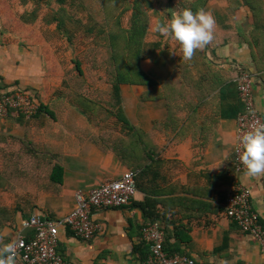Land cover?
<instances>
[{
  "label": "crops",
  "instance_id": "0c3cea01",
  "mask_svg": "<svg viewBox=\"0 0 264 264\" xmlns=\"http://www.w3.org/2000/svg\"><path fill=\"white\" fill-rule=\"evenodd\" d=\"M6 5L0 0V84L26 89L47 104L49 96L58 97L65 70L44 33L15 26ZM178 7L204 9L216 21L214 40L190 61L182 59L177 42L155 31ZM144 10L139 65L149 83L120 87L125 132L93 127L70 100L50 107L56 120L0 119V247L18 233L31 236L23 225L30 215L60 221L73 209L76 191L133 170L132 200L95 212L100 229L91 239L58 227L57 251L71 264H142L149 249L141 228L149 214L164 231L167 253L198 264H264V245L224 214L242 109L235 82L240 70L252 74L254 103L264 119V0H151ZM8 158L16 162L11 174ZM54 165L58 181L50 179ZM240 180L264 227V177L243 172Z\"/></svg>",
  "mask_w": 264,
  "mask_h": 264
},
{
  "label": "built area",
  "instance_id": "2783aa9c",
  "mask_svg": "<svg viewBox=\"0 0 264 264\" xmlns=\"http://www.w3.org/2000/svg\"><path fill=\"white\" fill-rule=\"evenodd\" d=\"M242 109L236 116V136L233 152V175L226 192L224 214L243 232L259 245H264V227L251 203V191L241 182L245 172L238 158L236 144L238 137L249 130L257 121L264 123L255 106L252 74L240 70L235 78ZM37 110V103L31 95L22 90L12 92L0 89V119L7 118L9 112L29 118ZM136 172L126 170L117 179H106L88 191L75 193L73 209L62 220L54 221L32 214L23 221L30 229L31 236L18 233L11 242L17 249L16 259L24 264H71L57 251L58 227L65 225L74 236L84 241L91 239L100 229L93 221L95 212L129 204L136 190ZM141 238L148 245L149 253L142 264H198L185 255H169L163 246L164 231L158 221L147 222L141 228Z\"/></svg>",
  "mask_w": 264,
  "mask_h": 264
},
{
  "label": "rangeland",
  "instance_id": "374dc122",
  "mask_svg": "<svg viewBox=\"0 0 264 264\" xmlns=\"http://www.w3.org/2000/svg\"><path fill=\"white\" fill-rule=\"evenodd\" d=\"M145 1L140 0L137 4L142 11L141 21L145 20L143 13L145 12ZM22 3L30 5L28 0H10L9 2V8H12L11 14L15 15V21L22 14L20 8H26ZM51 4L54 7L63 6L67 8L76 17L82 18L84 21H91L95 24V27L94 34L84 37L79 29H76L77 26L71 22L70 15L67 14L65 19L60 17L62 26V30L59 31L60 34L67 31L72 32L71 40L73 42L67 41L64 36L60 40L55 33L53 36L54 44L51 45L54 47L52 51L55 52L61 63H67L73 59L80 60L84 76L65 75L64 77L68 79L66 80V85L70 84V86H66V89H64L62 85L56 92L59 98L49 96L48 99L45 98V101L51 108L57 107L64 100H71L74 103L81 104L87 114V118H89V123L93 127L110 122L112 123L110 126H103L111 128L116 133L117 125L111 115L115 108L111 84L117 68L123 71L127 64L136 63L135 47L129 45L128 40V33L130 32L128 28L135 1L64 0L62 5L52 0ZM54 23L51 25L52 28L55 26ZM72 29L73 31H71ZM69 89H71L70 92ZM61 106L63 108V105ZM65 108L67 109L66 106ZM56 111L60 113L61 110L57 109Z\"/></svg>",
  "mask_w": 264,
  "mask_h": 264
},
{
  "label": "trees",
  "instance_id": "16d2710c",
  "mask_svg": "<svg viewBox=\"0 0 264 264\" xmlns=\"http://www.w3.org/2000/svg\"><path fill=\"white\" fill-rule=\"evenodd\" d=\"M5 1H7V5H6L5 10H6V14L8 15L9 20H11V22L15 26L16 25L18 26L20 23H22V24L24 23V24H27V25L32 26L34 28L35 27L38 28L47 37L48 44L52 49L54 48L51 45L54 44V41H53L54 37L53 36L55 35V33L57 34L58 39L62 40L63 38H61V37L64 36L67 38V41L73 42L71 40V33L72 32L67 31V32H64L61 34L59 32L62 30V26L60 23V17L65 19V17H67V14L70 15V18L72 19L71 22L74 23L75 26H77L76 29H79V31L83 34L84 37L85 36H91L92 34H94L95 24H93L91 21H84V20H82V18L76 17L73 12H70L67 8H64L63 6H58V7L52 6V4H51L52 0H34V2H32V0H28V3L30 5H28L27 3H22V5H24L26 7V10L24 12H22V14L19 17V21H17V22L14 20L15 15L11 14L12 8H9L10 0H5ZM24 1H26V0H24ZM54 1L57 3L59 2L63 5L64 0H54ZM133 1H135V5H134V8L132 9L130 26L128 28L130 31L128 33V40H129V45L135 47L134 54H135L136 63L135 64H127L125 66V68H123V71H121L120 68H117V71L113 77V82L111 84V92H112V96L114 98V105H115L114 111L111 112L112 119H113L114 123L117 125V130L119 128H121V129H123L124 132L129 127V122L127 120V117H126V115L123 111L122 105H121V88H120V86L123 84H148L149 83L148 79L145 78L144 73L140 70V65H139L141 53H142V49H143V37H144V33L146 31L145 23L147 20V16H146V12H143L144 16H145V20L141 21L142 11L137 6L138 1L140 2V0H133ZM145 3L147 5H150L151 0H146ZM197 10H198L197 7L192 8V11H197ZM61 14H63V15H61ZM16 20H17V18H16ZM53 23L55 24V27H54V29L51 30L50 25H52ZM4 30H5L4 24L2 23V21H0V36L3 34ZM71 31H73V29ZM53 53L55 54V52H53ZM55 56H56V54H55ZM61 65L63 66V69L65 70L66 76H68L70 74L71 75L74 74L73 76L76 75V77L77 76L78 77L84 76V71L82 68L81 61L78 59L69 60L67 63L62 62ZM66 80H68V79L66 77H64V79L62 80V83H61V87L63 85L64 89H66V86H70V84L66 85ZM151 83H153V82L151 81ZM6 86L7 85H5V84H0V89L3 91H7V92H12V91L19 89V88H15V90H12V89L8 90ZM19 90H21V88ZM22 91L29 93L31 95L32 99L37 103L36 112L33 115H31L29 118H33V119L36 118L39 121H43L45 118L56 120V118H57L55 115L56 113L53 109L50 108V106L48 104H44L42 102L36 101V96L33 93L28 92L26 89H22ZM70 91H71V89H69V92ZM70 102L73 103L77 107V111L82 113L83 116L87 118V116H86L87 114L83 110L84 108H82L81 104L74 103L71 100H70ZM10 116H14L13 111L9 112L8 117H10ZM21 117L24 118V116H21ZM111 124L112 123H110V122H106L103 125L110 126ZM9 160H12V164L8 163ZM7 163H8L7 168L12 167V171L9 172V174L15 172L16 162L13 161L12 158H8ZM58 172H60V167L57 165H54L52 168V173L50 175V179L53 181H58L59 179L56 178L57 177L56 174ZM149 216H150L151 221L158 220L155 218V216H153L151 214H149ZM165 250H166V248H165ZM168 254L174 255L175 253H174V251H169Z\"/></svg>",
  "mask_w": 264,
  "mask_h": 264
},
{
  "label": "clouds",
  "instance_id": "9594fccd",
  "mask_svg": "<svg viewBox=\"0 0 264 264\" xmlns=\"http://www.w3.org/2000/svg\"><path fill=\"white\" fill-rule=\"evenodd\" d=\"M215 28V18L204 9L193 12L191 8L178 7L167 22L156 24L155 31L177 42L182 59L190 61L197 50L214 40ZM236 152L248 177H264V123L257 121L238 137ZM16 256L13 243L0 247V264H17Z\"/></svg>",
  "mask_w": 264,
  "mask_h": 264
}]
</instances>
